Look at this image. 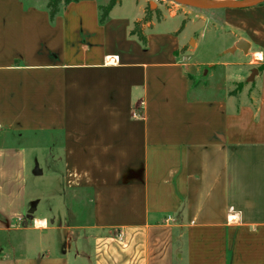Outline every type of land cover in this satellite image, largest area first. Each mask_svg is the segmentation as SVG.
<instances>
[{"label": "crops", "instance_id": "crops-1", "mask_svg": "<svg viewBox=\"0 0 264 264\" xmlns=\"http://www.w3.org/2000/svg\"><path fill=\"white\" fill-rule=\"evenodd\" d=\"M47 2L0 0V264H264V71L247 102L194 96L183 28L154 10L146 46L131 36L141 0H120L104 25L106 0L71 3L53 23ZM216 17L229 48L251 45L234 55L264 66V5ZM23 135L55 140L46 154L62 166L55 207L27 226Z\"/></svg>", "mask_w": 264, "mask_h": 264}, {"label": "rangeland", "instance_id": "rangeland-1", "mask_svg": "<svg viewBox=\"0 0 264 264\" xmlns=\"http://www.w3.org/2000/svg\"><path fill=\"white\" fill-rule=\"evenodd\" d=\"M45 1L40 0L41 3ZM153 1H155L160 11V18L157 19V22L160 20L159 22H164L170 25V27L178 25L179 28H183L184 44L186 46L183 58L187 64V71L191 78L192 95L207 99L231 95L236 98L242 97L247 102V97L249 98L250 93H252L249 89L255 78L259 75V70L258 75H256L253 81L248 82V79L252 74V70L259 69L260 66L245 65L244 63L248 61V58H240L237 54H224L233 40L232 33L229 29L223 27L222 21L216 17L221 16L224 9L199 10L185 5L172 4L168 0ZM136 2L137 0H123V5L134 7L136 6ZM141 4L147 8L150 7V4H147L144 0H141ZM151 10L154 11L156 9L151 8ZM172 14H177V17L171 18ZM193 41H195V45H193ZM253 60V62H257L255 59ZM240 61L243 65H232L227 69L220 66L212 67V65L220 62L234 63ZM240 73L243 74L242 76H247V78L241 79L242 82H232L231 80L235 79L234 76L237 75L238 77ZM227 76L231 78L228 79ZM17 140H20L21 144H25L30 155L31 165H29L27 193L33 202H36L35 208L38 211L34 213V216L36 215L35 218L38 216H48V210L54 208L56 204L52 193L58 188V182L60 181L58 175L62 167L60 164L51 163L48 154H46L48 152L47 145L52 144L55 140L38 135L30 137L23 135L22 137H18ZM35 151L41 152L40 164H38V168L40 167L41 169L39 172L34 170ZM45 161L49 162L46 164ZM40 198H42V202L38 208V200ZM82 214L85 215L84 212ZM49 215L53 223L61 220L59 214L55 215L53 212ZM32 220L30 219L29 223ZM58 237L59 235L56 232L50 234V240L53 241V252L56 253L58 251L56 246L58 244ZM27 239L31 243V247L33 246L36 250L39 244L37 234L30 233ZM13 242L20 244L18 237H15ZM28 252H30L28 247L18 248L19 254H26Z\"/></svg>", "mask_w": 264, "mask_h": 264}, {"label": "water", "instance_id": "water-1", "mask_svg": "<svg viewBox=\"0 0 264 264\" xmlns=\"http://www.w3.org/2000/svg\"><path fill=\"white\" fill-rule=\"evenodd\" d=\"M176 4L189 6L191 8L199 9V10H221V9H248L257 7L264 4V0H225V1H217V0H168ZM150 7L152 9H156L157 5L155 1L150 2ZM251 48L250 43L246 39H239L236 41L232 47L228 48L224 54H234L237 51H241L243 54L248 55L249 50ZM258 69L252 70V74L248 79V82L254 80L256 75H258ZM36 169H38V165H36ZM36 204V203H35ZM35 213V208L32 207L28 212L27 219L25 221V225H28L30 219H33Z\"/></svg>", "mask_w": 264, "mask_h": 264}, {"label": "trees", "instance_id": "trees-1", "mask_svg": "<svg viewBox=\"0 0 264 264\" xmlns=\"http://www.w3.org/2000/svg\"><path fill=\"white\" fill-rule=\"evenodd\" d=\"M84 0H48L47 2V10L49 12V18L50 22L53 23L56 19V17L60 14L63 8L68 6L71 3H78ZM101 1V0H96ZM106 4H100L99 5V23L100 25L106 24V22L109 20V15L112 9L120 3V0H106ZM264 5V4H263ZM151 7L147 8V14L145 18L140 21L136 22L134 25L133 30L131 31V36H135L138 38V40L146 46L147 44V38L143 30V26L151 21V15H152ZM157 19L160 18V11L158 9L155 10ZM259 72L264 71V66L259 67ZM191 79V78H190Z\"/></svg>", "mask_w": 264, "mask_h": 264}, {"label": "bare ground", "instance_id": "bare-ground-1", "mask_svg": "<svg viewBox=\"0 0 264 264\" xmlns=\"http://www.w3.org/2000/svg\"><path fill=\"white\" fill-rule=\"evenodd\" d=\"M217 1H225V0H217ZM259 57V56H258Z\"/></svg>", "mask_w": 264, "mask_h": 264}, {"label": "built area", "instance_id": "built-area-1", "mask_svg": "<svg viewBox=\"0 0 264 264\" xmlns=\"http://www.w3.org/2000/svg\"><path fill=\"white\" fill-rule=\"evenodd\" d=\"M172 4H175V3H173V2H171ZM171 11V10H170ZM122 235H120V237H121Z\"/></svg>", "mask_w": 264, "mask_h": 264}]
</instances>
